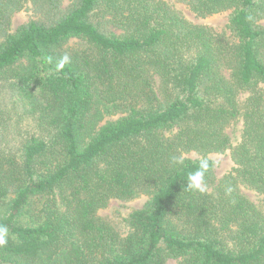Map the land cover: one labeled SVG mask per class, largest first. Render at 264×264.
<instances>
[{"label":"trees","instance_id":"1","mask_svg":"<svg viewBox=\"0 0 264 264\" xmlns=\"http://www.w3.org/2000/svg\"><path fill=\"white\" fill-rule=\"evenodd\" d=\"M179 1L230 11L229 32L166 0H0V264H264V209L241 189L264 194V0ZM28 7L41 19L13 31ZM141 194L126 234L99 214Z\"/></svg>","mask_w":264,"mask_h":264},{"label":"rangeland","instance_id":"2","mask_svg":"<svg viewBox=\"0 0 264 264\" xmlns=\"http://www.w3.org/2000/svg\"><path fill=\"white\" fill-rule=\"evenodd\" d=\"M173 6H175L186 19L197 25H204L216 32H229L227 29V24L231 12L226 11L223 13L215 14L212 16L201 17L198 16L194 11L191 10L188 5L179 0H166ZM41 14L34 11L31 7L18 11L14 14L12 19V30H16L18 27L29 23L31 20L41 19ZM264 25V20L261 21ZM111 30L117 31L116 29L110 27ZM121 117V114L105 116V118L100 122L99 126H103L108 122L116 121ZM242 120L234 122L228 132L230 133L233 142H237L242 133ZM192 159H200L201 156L195 152H191L186 155ZM209 157L214 161L213 174L214 177L219 180L224 175L228 174L234 167L235 163L232 160L230 151L225 153H212ZM218 162V163H217ZM242 191L252 200L257 206L264 209V194H260L255 190L242 186ZM150 200V195L141 194L132 200H118L112 199L107 207L101 209L99 214L110 221L122 234H126L129 231V226L126 222L128 216L135 210L143 208ZM2 208L0 207V217L2 215ZM167 264H179L177 259H169Z\"/></svg>","mask_w":264,"mask_h":264},{"label":"clouds","instance_id":"3","mask_svg":"<svg viewBox=\"0 0 264 264\" xmlns=\"http://www.w3.org/2000/svg\"><path fill=\"white\" fill-rule=\"evenodd\" d=\"M72 58L68 53H64L58 63L56 64V71H62L66 65L71 64ZM185 157L183 154L180 156H173L172 163L173 165H183ZM218 163V162H217ZM210 164L208 159H203L200 161L199 169L190 173L187 177L186 188L204 194L207 192V185L205 182V174L209 170ZM232 189L228 188L227 192L231 193ZM9 241V233L6 226H0V246L7 245Z\"/></svg>","mask_w":264,"mask_h":264}]
</instances>
